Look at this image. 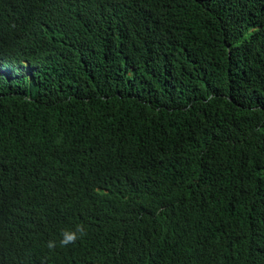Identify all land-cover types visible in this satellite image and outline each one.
Listing matches in <instances>:
<instances>
[{"label": "trees", "instance_id": "obj_1", "mask_svg": "<svg viewBox=\"0 0 264 264\" xmlns=\"http://www.w3.org/2000/svg\"><path fill=\"white\" fill-rule=\"evenodd\" d=\"M0 264H264V0H0Z\"/></svg>", "mask_w": 264, "mask_h": 264}, {"label": "clouds", "instance_id": "obj_2", "mask_svg": "<svg viewBox=\"0 0 264 264\" xmlns=\"http://www.w3.org/2000/svg\"><path fill=\"white\" fill-rule=\"evenodd\" d=\"M85 228L83 225H77L74 231L70 230H64L62 231V239L60 241V244L62 246H67L69 244H75V242L82 238L85 235ZM55 242L54 241H49L48 242V247L49 249L55 248Z\"/></svg>", "mask_w": 264, "mask_h": 264}]
</instances>
